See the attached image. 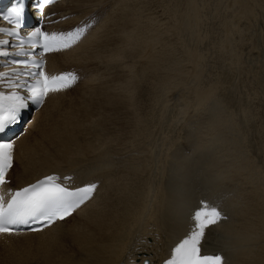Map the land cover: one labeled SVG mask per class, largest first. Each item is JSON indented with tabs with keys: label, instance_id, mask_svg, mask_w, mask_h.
Here are the masks:
<instances>
[{
	"label": "bare ground",
	"instance_id": "bare-ground-1",
	"mask_svg": "<svg viewBox=\"0 0 264 264\" xmlns=\"http://www.w3.org/2000/svg\"><path fill=\"white\" fill-rule=\"evenodd\" d=\"M235 1H233V7H236L238 15L234 16L235 19H237L232 22L249 17L247 15L254 16L255 14L257 17L258 13H256L255 7H258V9H260L259 6L261 8L264 7V3H261V1L264 2V0H254V2H251V0ZM193 7L195 6L193 5ZM176 8L178 9V7ZM47 10H49L48 14L50 15L56 14L54 17L55 20L68 17L64 22L58 24L57 28H74L82 21L86 20L89 22L96 21V26L74 49L63 54H54L48 57V69L51 73L75 70L80 74L82 81L71 91L60 93L47 99L45 106L35 115L33 122L31 124L28 123L29 125L26 133L17 141L16 165L10 174V179L12 180L11 187L20 188L32 184L48 174L58 173L62 176H73V182L77 186H83L90 182H100V188L94 200L75 213L73 217L63 223H58L43 233L21 236H0V264H143L145 261H149V264H162V262L172 254L175 246L189 237L192 231L196 229V221L194 219L195 212L200 210L205 204L221 209L224 214L228 216V219L224 221L222 225H210L205 229V235L201 240L204 253H223L226 256L225 264H264V162L263 160L258 161L257 155H254L252 159L249 158V160H233L232 158V162H230L232 157L230 154V159L226 160L228 163L222 162V165L220 159L221 161L224 159L218 158L217 155L222 154L227 147H224L225 150L223 149L222 152H216V154H218L215 155L214 152L215 149H217L216 147L211 148L214 149V152L208 149V147H212L213 144L206 146L207 148L203 147V149L201 145L197 151L195 150L196 153H194L193 156H183L185 158L166 165L167 170H165V172L163 171L166 179L164 182L162 180L160 185L157 186L156 183V185H154L152 181L147 179L148 177L146 175H148V173L145 175L151 163H148L149 151L144 147L146 145L143 146V143L152 135V130L149 129L150 127L148 128L147 124L145 125L148 119H145L147 121L145 123L143 120L139 121L138 119L139 114L137 111L143 109L146 99L142 98V96L146 97L147 90L141 88L139 91H135L133 88L134 84L132 79H134V76H132V74L134 75V61L132 63L131 59L133 60L132 57L135 55L133 52H135L134 50L138 47H143L144 45L149 46L150 43L148 40H150L152 36H155L153 27L154 21L149 18V16L145 17L141 13V9L134 6V3L130 2V0H64L62 3ZM259 11L264 13L262 10ZM177 13L178 12H176V14ZM173 14H175V10ZM199 14L198 17H200ZM105 16L107 17L105 18ZM173 16L174 22L178 14L176 17L175 15ZM256 19L257 22L262 20L264 24V17L261 16L260 18L258 15ZM194 20L196 19L194 18ZM168 23L175 33L180 30V27L178 28V23H180L178 19L175 20L174 23ZM191 24L194 28L195 23L191 22ZM263 24H261V26ZM184 25L185 24H183V26ZM192 25L190 27L188 26L191 31L193 29H191ZM242 29H244V27ZM233 30H236V28ZM184 31L186 32L187 30ZM195 32L193 30V33ZM142 33L144 36H150L151 38H148V40L145 39ZM191 35L193 34L190 33V36ZM182 36L181 34V37ZM196 48L193 47V49ZM199 52H201V50ZM192 54L195 53L191 50V55ZM196 54L199 55L198 52ZM193 58L194 57H191V59ZM254 58H256V55ZM193 60L192 62H194ZM196 60L198 59H195L197 64ZM261 60L263 61V58ZM168 65L169 64H166L162 68L158 66L151 72L156 74V77H154L156 85L161 81L162 85H166V80L168 79L171 85L178 84V81H182L176 79L179 75H176L177 77L174 76L175 74L173 72H177V69L173 67L174 65H170L172 68ZM181 66H183V64ZM164 69L165 72H163ZM112 71L113 73H109ZM102 72L108 73L104 75V77H101L103 78V82L102 80L99 81L101 78L98 79ZM169 72L173 74V77L170 76ZM177 74L179 73L177 72ZM199 74H196V77L194 75V79L197 78ZM167 75L168 78L166 79ZM88 78L89 82L87 80ZM98 81L99 83L96 84ZM117 84L120 85L116 86ZM232 86H234V83ZM201 87L203 89L204 86ZM213 87L215 88V86ZM252 87L254 86L252 85ZM101 88H104L105 92L110 90V93L112 92L111 90H113V93L110 95L97 96L98 90H102ZM212 88H210L211 92L204 93L212 95V91H214ZM210 89H208V91H210ZM237 90H240L239 87ZM246 91H248V89ZM199 92L201 93V90ZM199 92L198 94H200ZM73 93L76 94L73 96ZM262 93H264V90ZM195 94H197V92ZM213 95L211 98L214 97ZM255 95L256 94L252 96ZM210 96L208 97L207 95L206 98L203 95L202 97L199 95L202 100L205 98V100H210ZM224 96L226 95L224 94ZM67 97H70V100L67 99ZM134 99H136V101ZM236 99L234 102L239 100L238 98ZM196 100L197 98H195V101ZM229 100H232V98ZM260 102L259 105L262 106L263 104H260ZM174 103L175 102H173V104ZM156 104H160V102H156ZM199 105H201V103ZM237 106H239V104ZM178 107L179 106L175 108L179 110ZM207 108H209V106L205 107L206 110ZM229 108L235 110L233 107ZM200 109L201 107L198 109L199 113ZM236 109L238 110L239 108ZM94 110L103 111L108 114L111 113L114 116L113 118L108 116L104 120L100 116V119L97 121L98 117ZM217 110L218 109L214 111ZM208 112L211 113L210 110ZM243 113L244 111H242V114ZM202 114H204V110ZM211 114L210 117L213 118ZM206 115H201V117H205ZM228 116L230 117L231 115ZM94 117H97L96 122H94ZM92 118L94 119L92 120ZM199 118L195 119L199 120ZM207 118L209 119V117ZM252 118L250 117L251 121ZM231 119L233 120L234 117ZM90 120H92L91 122L93 123L89 126L93 127V125H95L96 127L94 126L88 130L86 129V124H88ZM155 120L157 121V118ZM200 120L202 119L200 118ZM214 120L215 117L212 121ZM216 121H218V119ZM189 122H191V120ZM196 122L197 124L200 122L202 124V121ZM205 122L208 121L205 120ZM105 123L106 125L110 124L108 125L109 128L107 126L108 129L105 128L106 126L104 127ZM210 123L212 122H209V124ZM236 124L235 127H238V124ZM161 125L163 124L161 123ZM165 125L167 126L168 124ZM189 125L190 123L188 126ZM213 125H210V127L206 126L213 131ZM229 125H226V127L229 128ZM199 126L197 127L196 125L197 130ZM184 127L186 128L187 126ZM245 127L243 126V128ZM160 128L158 129L160 130ZM189 128L190 127L187 129ZM205 128L204 131L207 130V128L206 130ZM156 129L157 128H155V130ZM261 130H263V128ZM190 131L193 130L190 129ZM231 131H233L232 127ZM199 132L201 131L199 130ZM199 132L196 133L198 135H195L197 139L202 134ZM191 133L189 135H191ZM157 134L158 133H156V136ZM184 134L186 135V133ZM211 134L216 135V129L215 132ZM174 135L176 136L177 134ZM262 135L260 139L264 141V133ZM132 136L133 138L131 140ZM217 136L220 135L218 134ZM248 136L252 137L250 135ZM183 137L184 136H182V138ZM188 137L186 138L188 139ZM190 137L191 140L194 141V139H192L193 135ZM238 137L237 139H239ZM207 138L208 137H206V139ZM219 138L222 137H218L217 139ZM255 138H259V135ZM187 139H182V141L185 140L184 142H188L189 140ZM210 139L209 136L208 143L212 140ZM214 139L216 140L214 137L212 141H214ZM149 140L151 141V137ZM223 140L220 139V142ZM203 141L205 142V140ZM197 142L199 143V140H197ZM216 142L215 146L218 147L221 143L218 144V140ZM237 142L236 145H238ZM157 143L159 142L157 141ZM188 143H185V145L187 144L189 146L190 144ZM195 143L196 140L193 147L197 144ZM206 143L207 141L204 144ZM125 144H128L129 147L125 146ZM233 144H235V142H233L232 145ZM222 145L221 147L219 146V148H222ZM181 148L179 146L177 152L182 151ZM259 148L262 147L259 146ZM191 149L193 148L191 147ZM231 149H233V147ZM64 152H66L67 155L63 157L62 155ZM182 152L186 153L184 151ZM243 152H245V150ZM246 152L249 153L250 151L248 152L247 150ZM153 153L155 154V151H152V155ZM226 153L229 155V151H225V154ZM73 155L78 158H74ZM176 156V158L179 157L178 154ZM225 156L229 158V156ZM118 157L123 159V161H118ZM172 158L174 157H171V159ZM151 159L150 161H153V157ZM153 175L155 176L157 174ZM68 246L71 248V250L68 251L69 253L66 251L68 250Z\"/></svg>",
	"mask_w": 264,
	"mask_h": 264
},
{
	"label": "rangeland",
	"instance_id": "rangeland-1",
	"mask_svg": "<svg viewBox=\"0 0 264 264\" xmlns=\"http://www.w3.org/2000/svg\"><path fill=\"white\" fill-rule=\"evenodd\" d=\"M183 1H184V3H183ZM233 1H235V0H223V2H222V0H132V1L130 0V2L134 3V6H136L139 9H141V11H142L141 13L145 17L149 16V18H151L154 21L153 22L154 23L153 27H154V30H155V32H154L155 36H152V38H151L150 36H144V34L142 33L143 37L145 39L148 40V38H151L150 40H148V42L150 43L149 46H145L144 45L143 47H138V48L136 47L137 49L134 50L135 52H133V54L135 53L134 57H132L133 60L131 59L132 63L134 61V63H133V65H134L133 66L134 67V75L132 74V76H134L133 77L134 79H132L133 84H134L133 88L135 89V91H139V89H141V88H144L145 90H147L146 97L142 96V98L146 99L145 102H144L143 109L142 110L137 109V110H139V111H137V113L139 114V117H138L139 121L143 120V122L145 123V122H147L146 120L148 119L149 123L147 122V123H145V125L147 124L148 128L150 127L149 129L152 130V132H151L152 135L150 136L151 137V141L149 140L150 139V137H149L148 140L144 141L143 146L146 145L144 147L147 149V151H149L148 152V155H149L148 163L149 164L151 163L149 165L150 168H147L148 171L146 170L145 175L148 173V175H146L148 177L147 179L149 181H152V183H154V185L157 184V186H158V185H160L162 183V180H163V182L165 181L166 177H164V172H165V170H167L166 165H169L171 163H175L176 160L178 161L179 159L185 158L183 156H186V157H188V155H189V157L193 156L194 153H196V151L199 149V146L201 147V145H202L201 148L203 149V147L207 148L206 146H210V145L213 144L212 147L210 146V148L208 147V149H210V150H212L214 152V149H211V148L216 147L218 149L219 146L221 147L222 144L223 145L225 144L224 146L222 145V148H219L218 150L215 149V152H214V154L217 155L218 153L216 154V152H218V151L222 152L223 149L225 150V148L227 147V149L225 151L226 152L229 151V155H228V153L225 154V151H223V153L225 155L229 156V158H227L223 153L220 154L221 152L219 153L220 155H217L218 158L224 159L222 161L220 159L221 164H222V162L223 163L227 162L226 160L230 159L231 155H232V157L230 159L231 161L229 160L230 162H232V158H233V160H236V159H238V160L239 159L240 160L241 159L249 160V158L252 159L254 157V155L258 156V161H262L263 160V162H264V159H263L264 158V156H263L264 155V141L262 139H260L263 136L262 134L264 133V127H262V126H264V115H263L264 114V112H263L264 111V101H262V100H264V93H262V91L264 90V88H262V87H264V24H263L262 20H259L257 22V19H256L258 17V15H259L260 18H261V16L264 17V15H263L264 13L259 11V10L264 11V7L261 8L259 6L260 9H258V7H255V11H256V13H258L257 17L255 16V14H254L255 17L247 15L249 17L241 18L238 21L232 22V21L237 19V18L235 19L234 16L238 15V13L236 11V7H233ZM236 1H238V0H236ZM259 1H261V0H259ZM186 2H188L189 4L186 3ZM231 2H232V4H231ZM251 2H254V0L253 1L251 0ZM261 3H264V2L261 1ZM173 4H175V5H173ZM184 4H185L186 7L184 6ZM190 5H191V7H193V5H194L195 7H193V8H195V9L191 8ZM176 7H178V9ZM191 9H193V10H191ZM171 10H173V11L175 10V14H173V11H171ZM191 11H192V13H191ZM176 12H178L177 13L178 17H176L177 16ZM186 12H187V15H186ZM197 13L199 14L200 17H198ZM173 15H175V17L181 23V24L178 23V28L180 27L179 28L180 30L178 29L179 31L177 30L178 32H176V33L172 30V28H170V25L168 23V22L174 23L175 20H177V19H175L174 22H173V18H172V17H174ZM106 17L107 16H105V18ZM193 17L198 22L196 20H194ZM249 18H251V19H249ZM254 20H256V21H254ZM260 21H261V24H263L262 26L260 24ZM186 22H187L188 25L186 24ZM191 22L195 23L194 24V28H193V25L191 24ZM252 22H254V23H252ZM167 23H168L169 26L167 25ZM182 23L185 24L186 26L185 25L183 26ZM189 24L192 25V27H191V29L193 28L192 31L189 29V27L191 26ZM216 26H218V27H216ZM203 27H204V29H203ZM241 27L242 28L244 27V29H242ZM199 28H201V29H199ZM235 28H236V30H233ZM229 29H231V30H229ZM184 30H187V31L185 32ZM193 30H194V32L195 31H197V32L193 33ZM189 31L193 35L190 36ZM181 34L183 35L182 37H181ZM184 35H185V37H184ZM197 36H198V38H197ZM191 37H193V38H191ZM194 38L197 39V40L199 39L198 40L199 42L197 40H195ZM204 39H206V40H204ZM245 44H246V46H245ZM168 45H170V46H168ZM198 46H199V48H198ZM193 47L194 48L197 47V48L193 49ZM247 49H248V51H247ZM191 50L195 54L191 55ZM200 50H201L202 53L199 52ZM243 51H244V53H243ZM197 52H198L199 55L196 54ZM252 54H253V56H252ZM255 55H256V58H254ZM191 57H194L193 58L194 60L191 59ZM210 57H212V58H210ZM262 58H263V61L261 60ZM195 59H198V60H196L197 64L195 62ZM192 60L194 62H192ZM198 63H200V64H198ZM166 64H169L168 65L169 67H170L171 64L174 65L173 67H175L177 69V72L179 73V74H177V72L174 71L173 72L175 74L174 76L179 75L178 78H176L177 76L174 77V78H176L177 80L178 79L182 80L181 82L178 81V84H173L172 83L174 85L173 86V85H171V82H169L170 80L168 79V80H166V85H162V81L158 82V85H156V80L154 78V77H156L155 76L156 74L155 73H151V72L156 67L160 66L162 68ZM182 64H183V66H181ZM181 67H182V69H181ZM170 68H172V67H170ZM196 71H198V72H196ZM163 72H165V69H164ZM199 72H200V74H199ZM102 73H100V75H99L100 77H98V79L101 78V77H104V75L108 74V73L106 74L104 72H102ZM109 73H113V71L109 72ZM169 74H170V72H169ZM196 74H199V75H197V78L194 79V75L196 77ZM168 75L166 76V79L168 78ZM172 75L173 74H170L171 77H173ZM225 79L226 80L229 79L228 81L230 83L228 81H226ZM87 80L89 82V78ZM87 80H86V82H87ZM101 80L103 82V78H101L99 81H101ZM253 80H254V82H253ZM99 81L96 82V84H98ZM93 83H95V82H93ZM233 83H234V86H232ZM119 85L120 84H117L116 86H119ZM249 85H251V86H249ZM252 85L255 88L252 87ZM199 86H200V88H199ZM201 86H204L205 88L203 87V89H202ZM211 86L212 87L215 86V88L214 87L212 88ZM238 87H239L240 90H237ZM85 88H86V86H85ZM210 88H212V90H214V91H212V95L214 93V95H213L214 97H212V98H214V99L211 98V96H212L211 94H210L211 95L210 96L209 94H207V93L205 94L204 93V92H211ZM101 89L102 90H100V91L98 90L97 96H99V95H110V94L113 93V90H111L112 92L110 93V90L105 92L104 88H101ZM199 89L201 90V93L203 92L202 94L199 92L200 91ZM208 89H210V91H208ZM247 89H248V91H246ZM227 90H229L231 93L229 91H227ZM257 90H258V93H257ZM114 91H117V90H114ZM120 91H122V90H120ZM196 92H197V94H198V92L200 94L197 95V94H195ZM120 93L123 94L122 92H120ZM75 94L73 93L72 95L74 96ZM224 94L227 97L224 96ZM237 94H239V95H237ZM251 94L252 95L256 94V95L252 96ZM195 95H197V96H195ZM199 95L201 97L203 95L206 98H207V95H208V97L210 96L211 99L210 100L207 99L208 100L207 101V100H205L206 98L203 97L205 99L202 100V98H200ZM198 97H199V100H198ZM258 97H259V99H258ZM195 98H197L196 101H195ZM231 98H232V100H229ZM236 98L239 99L237 101L238 103L234 102ZM67 99L70 100V97H67ZM67 99H65V100H67ZM200 99L202 100L203 103L201 102ZM226 99H227V101H226ZM244 99L246 100V102H245ZM260 99H261V102H260ZM134 100L136 101V99H134ZM187 100L189 101V103H188ZM192 101H194V102H192ZM197 101H198V103H197ZM199 101H200L201 105H199L200 104ZM228 101H229V103H228ZM156 102H160V104H156ZM173 102H175V103L173 104ZM259 102H260V104H263V105L262 106L259 105ZM234 103H235V106H234ZM171 104H172V106H171ZM186 104H188V105H186ZM238 104H239V106H237ZM243 105H246L247 107L243 106ZM177 106H179L178 107L179 110L177 108H175ZM208 106H209V108L210 107L211 108L210 109L207 108V110H206L205 107H208ZM240 106H241V109H240ZM252 106H253V109H252ZM200 107H201V109H200V113H199L198 109ZM213 107H214V110L218 109L217 111L220 114L217 111H214ZM229 107H233L236 111L233 110L232 108L231 109L235 113H233ZM243 107H244V109H243ZM257 107H260V108H257ZM141 108H142V106H141ZM236 108H239L238 109L239 111ZM173 109H175V110H173ZM208 109L211 111L212 114L210 112H208L209 111ZM248 109H250V110H248ZM203 110H204V114H202ZM241 110L244 111L243 114H242ZM261 110H262V112H261ZM94 111H95V114L98 117V118L94 117L95 119L92 118V120L94 119V122H96V118H97V121H98V119H100V116H101V118L103 120L106 119L108 116L112 117V118L114 116L111 113L108 114V113H105L103 111H96V110H94ZM96 112H98V113H96ZM245 112H246L247 115L245 114ZM101 113H102V115H101ZM104 113H105V115H104ZM209 113L211 114V116H213V118L210 117ZM231 113H233L234 115L231 114ZM106 114H108V115H106ZM225 114H227V115H225ZM35 115H33L29 119V122H32L34 120ZM170 115H171V117H170ZM194 115H196V116L199 115L202 120H200L199 116L196 117ZM201 115H206V116L205 117L204 116L201 117ZM228 115L233 116L235 120L234 119L232 120L231 118H233V117H231V116L229 117ZM249 115H251V116H249ZM193 116L195 118H199V120L195 119ZM239 116H241L243 119L241 117H239ZM261 116H263V117H261ZM207 117H209V119ZM214 117H215V120L212 121L214 119ZM236 117H237V119H236ZM250 117L251 118L253 117L252 121H251ZM156 118H157V121L155 120ZM189 118H190L192 123L189 122L190 121ZM193 118L196 121H198V122L202 121V124H201V122L197 124V122ZM210 118H211V120H210ZM216 118L218 119V121H216L217 120ZM136 119H137V117H136ZM169 119H171V120H169ZM92 120H90V122L88 124H86L87 125L86 129L90 130V128H93L95 126V125H93V127L89 126L91 123H93V122H91ZM192 120H194V121H192ZM205 120L208 121V122H205ZM228 120H229V123H230L231 126L229 125ZM209 122H212L214 125L212 123L209 124ZM231 122L234 125H232ZM240 122H241V125H240ZM161 123L163 125H161ZM189 123L194 128L192 126H190V125L188 126ZM236 123L238 124V127L237 126L235 127ZM165 124H168V125L166 126ZM194 124H196L197 127L200 124L198 130L196 128V125H194ZM247 124H248V126H247ZM108 125H110V124L106 125V123H105L104 127L106 126L105 128H107ZM178 125H179V127H178ZM206 125L208 127H210V125H213L214 126L213 131H211L212 129L208 128ZM226 125L227 126L229 125V128L226 127ZM258 125H260V126H258ZM184 126H187V127L185 128ZM203 126H205L207 128V130H210L211 133L215 132V129H216V135H214L215 133L211 134L210 131H207L206 128L203 127ZM239 126L241 128H243V126L244 127L246 126V127L243 128L244 129L243 130ZM170 127H171V129H170ZM188 127H190V128L187 129ZM231 127H232L233 131H231ZM108 128H109V126H108ZM155 128H157V129L155 130ZM158 128H160V130ZM178 128H181V129H178ZM204 128H205V130L207 132L204 131ZM235 128H237V129H235ZM253 128H254V130H253ZM262 128H263V130H261ZM190 129L193 130L194 132L190 131ZM199 130L201 132H199ZM249 130H250L251 133L249 132ZM160 132H161V135H160ZM189 132L190 133L192 132L191 135H193L192 139H194V141L191 140V137H190L191 135H189L190 134ZM198 132L200 134L202 133L199 136L200 139L199 138L197 139L196 138L197 136H195V135H198V134H196ZM247 132H248V134H247ZM156 133H158L157 136H156ZM179 133H182V134H179ZM184 133H186L187 136ZM236 133H237V136H236ZM174 134H177V135L175 136ZM178 134H179V136H178ZM218 134L220 136H217ZM233 134H234V136H233ZM239 134L242 135V136H240ZM180 135H182L184 137L182 138V136H180ZM248 135H250L252 137H249ZM255 135H257V136L259 135V138H255V137H257ZM205 136L208 137V138L206 139ZM209 136H210V138L212 140L215 137L216 140L214 139V141H212L210 139L212 142L210 141V143H208L209 142L208 141L209 140ZM244 136H245V138H244ZM186 137H188V139ZM218 137H222V138L217 139ZM237 137L239 139H237ZM132 138H133V136L131 137V140H132ZM182 139H185V140L187 139V140H189L188 142H190V143H188L187 141L184 142L185 140L182 141ZM220 139L221 140L224 139L222 141L223 143L220 142ZM156 140L159 143H157ZM195 140H196L197 144L195 143L196 145L193 147ZM197 140H199V143L197 142ZM203 140H205V142L207 141V143L204 144L205 142ZM217 140L219 141L218 144L221 143L218 147L215 146V142ZM233 142H235V144L232 145ZM236 142H237L238 145H236ZM242 142H244L245 144L242 143ZM259 142H260V144H259ZM185 143H188L190 145L189 146L187 144L185 145ZM239 143H241V144H239ZM177 144H179V145H177ZM181 145H183V146H181ZM197 145H198V147H197ZM203 145H205V146H203ZM216 145H217V142H216ZM125 146L129 147L128 144H125ZM179 146H180V148L182 147L181 150L186 152V153H183L182 151L177 152L178 151L177 149H178ZM231 146L233 147L234 150L231 149L232 148ZM259 146L262 147V148H259ZM153 147H154V150H153ZM191 147L193 149H191ZM194 148H196V149H194ZM246 148H248V149H246ZM148 149H150L151 151L148 150ZM229 149H231V150H229ZM239 150H241V151H239ZM244 150H245V152H243ZM247 150H248V152L249 151L250 152L247 153L246 152ZM152 151L153 152L155 151V154L157 153L156 156H158V157H156L154 153L152 155ZM173 151H175V152H173ZM187 151H188V153H187ZM239 152L241 153V155H240ZM173 153H174L175 156L178 154L179 157L176 158L177 156L175 157L173 155ZM169 154H172V155H169ZM182 154H186V155H182ZM242 154H245V155H242ZM66 155H67V153L64 152V154L62 156L64 157ZM223 155H224V158H223ZM74 156L75 155H73V157ZM117 156H118V154H117ZM151 156L153 157V161H150V160H152ZM171 157H174L175 160H174V158L171 159ZM234 157H236V158H234ZM74 158H78V157H74ZM154 158H155V161H154ZM167 159H168V163H167ZM118 161H123V159L118 157ZM160 161H161V163H160ZM233 162H235V161H233ZM160 164H162V165H160ZM159 168H160V170H159ZM150 169H151V171H150ZM153 172H155V173H153ZM149 173H151V174H149ZM153 174H157V175L154 176ZM151 175L154 178H152ZM238 175H239V172H238ZM153 180H155V181H153ZM79 227H82V226H79ZM67 249H68V250H66L67 252L71 250V248H69V246L67 247Z\"/></svg>",
	"mask_w": 264,
	"mask_h": 264
},
{
	"label": "snow or ice",
	"instance_id": "snow-or-ice-1",
	"mask_svg": "<svg viewBox=\"0 0 264 264\" xmlns=\"http://www.w3.org/2000/svg\"><path fill=\"white\" fill-rule=\"evenodd\" d=\"M55 0H43L44 4ZM25 12V0H17L7 17L10 23L17 29L22 27V17ZM8 35H18L17 32L0 29ZM86 27H78L68 33H48L37 27L28 37V42L34 47H39L44 54L59 52L71 48L77 43ZM8 44V41L0 40V45ZM19 55H27L22 48ZM7 56V51L0 52ZM20 63L27 66V61ZM46 61H34L33 67L37 72H29L33 83H20L9 80L10 89H26L27 94L20 91H11L9 94L0 92V134L19 122L22 113L29 106V101L43 105L50 93H58L72 86L77 80L75 73L66 72L59 75H49L44 71ZM15 71V70H13ZM6 73H0V78ZM14 143L0 141V186L7 183L8 171L13 166ZM96 184H89L82 188L70 190L59 182L57 176H47L34 184L10 193V198L5 200L0 195V234H11L12 226L27 225L30 222L42 223L49 226L58 220H65L71 216L82 204L90 200L96 190ZM196 229L174 249V253L165 264H225L220 255L202 256L200 244L205 235V229L210 225H216L220 220L227 219L215 206L205 204L195 212ZM147 264V262H146Z\"/></svg>",
	"mask_w": 264,
	"mask_h": 264
}]
</instances>
